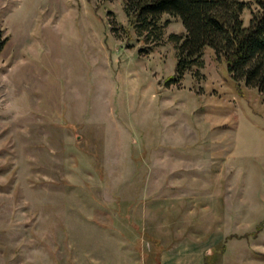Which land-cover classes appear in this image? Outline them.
Here are the masks:
<instances>
[{
  "label": "rangeland",
  "instance_id": "rangeland-1",
  "mask_svg": "<svg viewBox=\"0 0 264 264\" xmlns=\"http://www.w3.org/2000/svg\"><path fill=\"white\" fill-rule=\"evenodd\" d=\"M166 18L146 51L123 0H0V264H264V99L209 47L166 85Z\"/></svg>",
  "mask_w": 264,
  "mask_h": 264
},
{
  "label": "trees",
  "instance_id": "trees-1",
  "mask_svg": "<svg viewBox=\"0 0 264 264\" xmlns=\"http://www.w3.org/2000/svg\"><path fill=\"white\" fill-rule=\"evenodd\" d=\"M254 3L257 8L251 10L246 24L244 0H123V11L136 35L143 38L146 51L162 41L169 23L168 18L162 19L164 14L180 20L184 33L168 35L175 67L166 85L177 84L184 73L201 67L203 50L209 47L224 61L238 93L244 87L254 88L264 99V0ZM111 30L116 33L114 27ZM216 252L206 255L204 264H212Z\"/></svg>",
  "mask_w": 264,
  "mask_h": 264
},
{
  "label": "crops",
  "instance_id": "crops-1",
  "mask_svg": "<svg viewBox=\"0 0 264 264\" xmlns=\"http://www.w3.org/2000/svg\"><path fill=\"white\" fill-rule=\"evenodd\" d=\"M206 253L191 252L182 255H171L160 258L158 264H204Z\"/></svg>",
  "mask_w": 264,
  "mask_h": 264
}]
</instances>
